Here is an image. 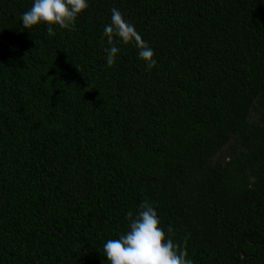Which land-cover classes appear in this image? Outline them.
Returning a JSON list of instances; mask_svg holds the SVG:
<instances>
[{"label": "trees", "instance_id": "1", "mask_svg": "<svg viewBox=\"0 0 264 264\" xmlns=\"http://www.w3.org/2000/svg\"><path fill=\"white\" fill-rule=\"evenodd\" d=\"M32 2L0 0V264H107L144 200L194 264H264V0H88L53 36ZM113 8L151 70L107 66Z\"/></svg>", "mask_w": 264, "mask_h": 264}, {"label": "clouds", "instance_id": "2", "mask_svg": "<svg viewBox=\"0 0 264 264\" xmlns=\"http://www.w3.org/2000/svg\"><path fill=\"white\" fill-rule=\"evenodd\" d=\"M88 6V0H33L31 7L21 14V20L26 29L44 23L48 25V35L53 36V25L74 30L76 19ZM104 38L108 45L104 48L108 67L115 64L121 51L117 43L134 44L138 57L145 61L149 70L157 63L153 58L154 49L116 8L111 9L110 22L103 27L101 44ZM126 219L127 230L103 244L102 253L107 258V264H194L188 258L187 241L183 244L175 242L171 226L165 232L153 203L144 200L135 215L131 210L126 213Z\"/></svg>", "mask_w": 264, "mask_h": 264}]
</instances>
